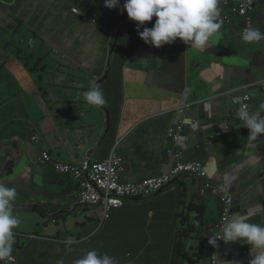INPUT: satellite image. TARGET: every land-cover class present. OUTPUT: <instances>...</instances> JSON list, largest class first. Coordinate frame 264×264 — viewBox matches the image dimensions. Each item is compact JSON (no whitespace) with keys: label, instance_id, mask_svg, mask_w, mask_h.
Segmentation results:
<instances>
[{"label":"crops","instance_id":"crops-1","mask_svg":"<svg viewBox=\"0 0 264 264\" xmlns=\"http://www.w3.org/2000/svg\"><path fill=\"white\" fill-rule=\"evenodd\" d=\"M55 0H0V18L2 22L0 25L6 26L7 30L0 32V53L4 55L7 60L15 59L24 64H18L14 73L16 79L13 80V74L4 73L6 71L7 61L0 70V83L1 79H5L8 82L12 94L17 104L10 109L9 112L5 110L4 102L0 104V153L4 151L15 150L24 153L27 157L28 164L25 163L19 168L18 162L14 160L13 171L14 176L11 179L4 178V181L0 182L7 187H15L17 194L14 203L19 204L17 211L37 212L42 218V222H48V217L44 215L43 211L39 209L40 206H47L50 203L47 199L43 198L42 191L44 187H39L36 190L30 189L34 184L33 176L35 171L39 167L37 165L38 151L40 148L38 144L33 141L34 138L41 136L47 141L48 147L55 149V154L65 160H72V155L75 154L78 149L84 143H89L91 149L88 152L92 153L96 151L95 161L100 162L106 160L110 155V150L115 141L120 137L128 134L129 130L137 123L150 121L144 123L140 130L132 131V133L125 139V142L121 148V153L127 158L133 155L142 147H145V152L153 153L155 151L162 152L165 149L173 148L169 141L167 131L170 124L177 120L176 116L172 113L174 106L169 102L171 94L169 92L156 89L147 84L148 72L161 68V71H156L154 75L160 83L164 85L171 84L175 80L178 67L185 56L187 60L193 62L192 71L199 73L198 69H203V78L201 86L203 91L210 96L207 106L210 107L211 113L209 118H193L189 119L186 134L189 136L190 141L183 143V149L187 152L190 159L201 160L208 163L211 171H213L216 177L221 182V188L229 190L237 187H242L245 190L247 184L244 185L245 175L254 169H259L264 163V135H259L257 140L249 141L246 138V134L238 127L237 134L232 137L231 143L228 149H235L231 153H226L222 159L224 168L221 167L220 162L213 159V156H209L207 145L205 141V133L210 130L211 134H215L220 130V121L225 119V124L222 125V129L226 127L227 122H233L235 114L232 116H217L216 111V99L220 96L221 92L216 89V77L221 76L231 82L233 91L235 92V98L239 102H243V98L248 92L245 91V80L241 78V69L239 66L242 62L252 63L254 65H264V40L259 42H246L243 39V30L246 27L245 17H235L234 24L227 25L211 39L207 48L203 52H196L188 45L184 44L180 40H177L171 45H164L159 49H162L156 54L155 50H148L145 47H140L137 51L127 52L126 58V72L124 82L126 83L124 93V108H123V126L118 130L115 135L111 136V132L108 134V127H104V116L101 112H98L95 116V124L86 126L87 121L90 120L89 116L85 117L82 108H78L75 112L71 113L65 122L61 123L56 121L54 113L61 109L68 101L78 103V94L80 86L84 84V81L76 76V80L72 81L71 85L66 88L62 82L56 85L48 78V73L56 65V59L54 54L61 56L62 59L68 60L69 54H65V49L74 43H77L84 35L91 33H100L106 40L107 45L111 47L114 39L112 30H117L118 34L125 37L126 40L132 39L134 36H138L137 26L131 27L127 24L120 23L121 28H116L118 23H114V27L108 24H101L105 21V16L108 11L114 13L117 20L120 17V11H112V9L106 8L105 0H59L60 3L56 4ZM124 0H120V5H123ZM220 15L234 10L235 5H232L230 9L223 7L222 0H219ZM50 8H54L59 17H47L46 11ZM75 8L80 9V15H75ZM18 9V20L12 19L15 10ZM264 0H262L258 6L257 11L252 13L254 29H261L264 31ZM58 21L57 30H62L64 27L73 26L74 29L67 31L64 35L63 43L60 44L61 37L52 29L49 23H55ZM129 20H126V23ZM97 22V23H96ZM155 22V17L151 22L146 23L143 27L151 28ZM96 23L95 25H93ZM123 25V26H122ZM143 27L139 31H143ZM105 28L109 33L105 31ZM131 30L137 31V34L131 33ZM73 39V40H72ZM72 51V50H71ZM54 53V54H53ZM185 54V55H181ZM97 49L87 48L85 54L77 56L74 54L72 63L75 60L78 63L70 65L67 68L65 65H59L57 73L59 80L62 79V73L64 69L79 68L82 65L81 62L85 61L87 57L94 61L93 68H86L92 72L91 76L95 79H101L107 75L105 64L102 61L96 59ZM137 58V59H136ZM136 59V60H135ZM135 60V61H134ZM157 61V63H155ZM231 64V65H230ZM168 66V68H167ZM164 72V73H162ZM73 74V73H72ZM134 75V81H130L128 76ZM151 76L153 73H151ZM92 79V77H91ZM13 80L12 83L9 81ZM94 80V79H93ZM86 85V84H85ZM84 86V85H83ZM142 90L144 91L142 95ZM54 91H61L57 98L52 97ZM151 92L154 97L149 98L145 93ZM251 94V93H250ZM1 97H5V93L0 94ZM253 97L252 110L253 112L259 110V106L264 103V95L257 99L256 94H251ZM23 105L29 109L31 105L37 108L36 114L41 116V127L38 131L31 133V128L24 119V111L18 110L16 113H11L17 105ZM28 112V111H27ZM44 112V114H43ZM264 112V110H262ZM21 113L19 120V129L15 131V118ZM164 120V124H162ZM57 122V123H56ZM190 122V123H189ZM194 122V123H191ZM197 123V124H195ZM215 125V126H213ZM174 126V124L172 125ZM196 129H200L196 132ZM147 134H150L149 140ZM128 132V133H126ZM198 137L203 136V142ZM243 138L241 140L240 137ZM78 137V138H77ZM248 137V136H247ZM77 138V139H75ZM246 138V140H245ZM74 139V140H72ZM211 136L208 135L209 141ZM143 140V141H142ZM131 141V144H129ZM203 144V149L199 148V145ZM61 149V150H59ZM63 149V150H62ZM130 153V156H129ZM165 152L161 153L164 154ZM237 153H244V156L236 162L227 163L231 161ZM34 155H36L34 160ZM160 171L156 173H150L142 169L141 173L129 169V172L125 176L127 181H143L153 175H162L170 172L174 165H169L163 160V157L157 158ZM4 166V164L2 165ZM219 170V174H217ZM41 177H49L52 174L51 171H41ZM248 179V176H247ZM1 180V179H0ZM40 182L37 179V183ZM14 183L12 185H8ZM26 188L20 195V190ZM195 192H192V195ZM235 194L233 195V197ZM164 198V197H163ZM163 198L156 200L158 206L161 204ZM169 198L163 200L162 208L159 211H164ZM20 204H24L21 206ZM257 211L252 216V219L256 223L261 222V214L264 213V196L256 205ZM143 213L137 215V210L133 208H127L125 210H119L114 212L112 221L106 226L102 235L94 241H87L90 233L81 242L72 243V249L68 248L67 242H64L67 249L63 248V244L54 237H48L46 235H38L41 230V226H37L34 229L35 234L27 236L16 235L15 241L16 249L22 254L23 249L20 248V242L23 244L28 243L26 252H28L25 260L19 261L17 253H13L12 259H5L0 261V264H29L33 255L34 263H45L46 255L44 249L51 247V258L53 264H57L59 260L60 252L56 249L58 246L62 248L63 256L67 258V261L72 264L76 259L85 255L89 250H97L99 253H107L109 255L118 257L121 263L135 264L137 258L134 256L130 249L127 239L133 232L151 227L154 224H147L141 221L138 217ZM163 218V217H162ZM155 223H166L164 219H160ZM131 225V226H129ZM165 230L158 226L157 230ZM173 230L172 228H167ZM115 235L124 237V240L120 242ZM143 241V240H142ZM38 248H40L38 250ZM208 249L203 248V255ZM173 258V252L165 248H156L152 251L151 264H170ZM251 259L250 254L247 257H240L239 264H249ZM138 260L143 262V259ZM225 264V262H224Z\"/></svg>","mask_w":264,"mask_h":264},{"label":"trees","instance_id":"trees-1","mask_svg":"<svg viewBox=\"0 0 264 264\" xmlns=\"http://www.w3.org/2000/svg\"><path fill=\"white\" fill-rule=\"evenodd\" d=\"M50 2H54L56 4L60 3L59 0ZM120 10V17L115 22L118 23L116 27L121 28V22L123 25L127 24V26H137L135 22L129 20L126 11L123 10L122 4L119 7L112 9V11ZM17 12L18 9L15 10L14 15L12 14V19L18 20ZM45 14L47 17H59V14L54 8L48 9ZM126 20L129 21L126 23ZM108 23L114 24L111 21L103 22V24ZM57 24L58 21H55V23H49L48 25L52 26V29L59 34V37L62 38L60 41V44H62L64 35L67 31L74 29V27L67 26L58 31L56 26ZM0 30H7V28L6 26L0 27ZM117 35L114 36L111 44L112 57L106 67V73L109 75L108 80L104 85H99L101 79L104 77L99 80L91 76L92 79H94L93 83H96L103 91L106 106L89 105L84 100L82 95L83 92L87 91L93 84L84 81V84L80 86L78 94L79 102L73 103L68 101L64 104L61 109H58L54 113L56 121L63 123L66 121L70 113L75 112L78 108H82L85 117L89 116L90 118V120L87 121L86 126L94 125L96 121V114L101 112L104 116V127H108L107 133L109 134L111 132V136L115 135L118 130V126L120 131V128L123 126L124 93L126 88V83L123 78L126 72L125 54L127 52L137 51L141 46H144L148 50L152 51L153 46L145 44L139 36L126 40L125 37L119 35L120 41L117 49L114 50L113 48L116 44ZM141 42L143 44H140ZM69 50H71V48H69ZM66 54H69L70 57L67 60L68 63L64 64L67 67L73 64L72 58H74V54L72 52H66ZM57 70L58 65L56 64L54 68L49 71L48 78L56 85H58L59 82H62L66 88H68L72 81L76 80V76H78L76 73L72 74L68 69H64L62 79L60 81ZM107 75H105V77ZM128 79L130 81H134V75L131 74L128 76ZM60 93L61 91H54L52 93V97L57 98ZM143 93L144 91L142 90V95ZM145 95L149 96V98L154 97L151 92H149V94L145 93ZM20 109L23 110V105L21 104L17 105L11 113H16ZM24 109L26 111L23 110V117L26 122L30 123L31 133L38 131L41 127L42 119L40 115L36 114L37 108L34 105H31L29 109L26 106ZM191 109L193 110L194 107ZM214 110L216 111V114H224L227 110V106L219 104L216 108H214ZM1 111L2 110H0V113ZM251 111L253 110L251 109ZM172 113L177 118V110L174 109ZM192 114H195V112ZM19 116H21V113L15 118V122L17 121V123H19V120L21 119ZM209 117L210 115L205 116V118ZM147 122L150 121L147 120L144 123ZM183 122L188 124V122L177 118L176 121L174 120L170 124V127L167 130L169 132V141L173 146L171 149H165L162 152L155 151L150 153L145 152V147H142L137 150V152L133 153L132 156L129 155L130 158L122 155L121 148L125 139L132 133V131L140 130L141 126L144 124L143 123L133 126L128 131L129 133L126 132L128 134L120 136L111 147L109 157L100 162L95 161L94 156L96 151L92 150L93 155L88 152V150L91 149L88 142L82 144L78 151L72 155V160H65L55 154V149L48 147L47 141L44 137H36V143L40 148L38 151V156H40L38 159L40 170L52 172L49 177H46L49 180L45 183V185L48 187H56L57 185H55L51 180L55 177L61 179V185L57 187L65 190L70 189L71 192L76 194L72 201L75 202L78 207L80 206L84 209L86 217L90 218L92 224H95L98 212H103L104 214L103 222L101 223L99 230L95 231V229H92L87 241H94L102 235L106 226L112 221L114 212L131 207L134 210H137V215L143 213L142 216L138 217L141 221H144L147 224H154L151 227L139 230L136 236L127 239V243L134 256L137 259H143L142 264H151L152 251L156 248H165L170 252H173V258L170 264L203 263L205 260L203 247H207L208 237L210 234L216 232H218L214 235L216 239L223 236V225L225 221L231 217L233 211L231 209V205L225 201L226 196H223L221 199L205 198V192L197 185L198 178L196 177H198V173L196 172L204 161L190 159L185 149H183V143L190 141L189 136L186 134L187 126L184 125ZM162 124H164V120H162ZM173 124L174 126H172ZM195 131L199 132L200 129H196ZM205 131H208L205 133L204 137L209 156H213L214 153H224L226 156L228 155L226 154L227 152L231 153L235 151V149H228L224 144V142L228 139L229 133L221 132V135L216 137V134H211L209 132L210 130ZM142 132L147 135V139H144V141L149 140L150 134H147L145 131ZM173 135H178V139H173ZM208 135L211 136L209 141L207 140ZM197 138L203 142V136H197ZM199 148L203 149V144L199 145ZM163 152L165 153L161 154ZM46 153L49 154L50 161H45L43 159V156ZM243 156L244 153H237L236 156L227 163L239 161ZM159 157H163V160L169 165H174L173 171L162 175H153L140 182L125 180V176L131 168L137 173H141L142 169L150 173L159 172L161 169L157 160ZM99 166L107 168V172L100 174L96 169V167ZM161 179L168 180L170 185L167 188L162 189L161 187H153L150 184L151 182H159ZM100 181H102L103 184H100ZM65 184H67L66 187H64ZM193 191L195 193L192 195ZM96 195L99 196L98 203L89 204L86 202L88 198H93ZM160 198H163V200L169 198V201L164 208L165 210L161 212L159 209L162 208L163 200L159 206L156 202V200ZM211 200H214L221 205V213L219 218L216 220H214L215 210L214 206L210 204ZM91 209H94V213H92L93 217L89 214ZM160 219H164L166 223H155ZM59 221L63 222V219L59 218L58 222ZM199 221L201 222V225L197 226L196 223ZM158 226L166 229L157 230ZM167 228H172L173 230H168ZM114 238L120 242L124 240V237L119 235H115ZM56 239L64 245V249H67L64 242L68 241V248L72 249V245L74 243L77 244L85 238L78 239L77 241H69L68 239L64 240L59 238ZM56 249L60 252L59 260L62 258L64 260V264H70V262L67 261V258L63 256L62 248L58 246ZM115 258L117 259L118 264H125L121 263L118 257ZM72 264H74V262ZM209 264H211V262H209Z\"/></svg>","mask_w":264,"mask_h":264},{"label":"clouds","instance_id":"clouds-1","mask_svg":"<svg viewBox=\"0 0 264 264\" xmlns=\"http://www.w3.org/2000/svg\"><path fill=\"white\" fill-rule=\"evenodd\" d=\"M225 1L226 0H222L223 7L230 9L231 6H227ZM218 5L219 0H124L123 10L126 11L129 20L137 24L139 38L143 40L145 44L153 46L156 54L162 50L159 49L160 47L171 45L177 40L188 45L196 52H203L206 50L211 39L221 30V28L227 26L222 27L219 23L220 17L227 13L230 14L233 20L235 17H244L239 13L236 14L234 10L220 15ZM104 6L108 9L117 8L120 6V0H105ZM72 13L75 15L81 14L76 12ZM153 17H155V22L152 27H143L146 23L151 22ZM104 19L105 21H111L113 23L117 21V17H115L114 13L110 11H108V14ZM251 20L253 21V18H251ZM247 21L248 20L246 19V27L242 32L244 36L243 39L246 42H259L264 40V31L261 29H254V21L252 22L251 27H249ZM103 22L104 21H102L101 24H103ZM111 27H114V24H112ZM131 27L135 26L133 25ZM141 27H143V31H139ZM131 33L137 34V31L131 30ZM117 37H119V35H117ZM192 65L193 62H190L184 56L182 62L179 64L175 80L168 85L160 83L157 76L154 75L156 71H161V68L149 71L148 77L146 76L149 86L171 94L169 102L172 103L174 109L177 110V118L186 122L189 119L200 118L201 116L205 117L211 113L210 107L207 106L210 102V96L203 91L201 84L199 85L198 82L193 79L192 75L195 72L192 71ZM150 72L153 73L151 79L149 78L151 76ZM191 80L193 81L191 82ZM222 80L224 81L225 87L221 91L220 96L216 99V106H218L222 100L228 101L230 105L227 106V110L224 114L216 115L227 117L235 114V118L233 122H227L226 127L223 130L220 129L216 131V137L219 132L230 133L232 131V137H234L237 134L236 129L240 127L241 131L246 134V138L249 141L257 140L259 135H264V112H262V110H264V103L259 106V110L255 112L251 111L253 97L251 95L252 93L250 94L248 87L245 86V91L248 92V94L244 96L243 102H239L237 98H235L236 96L232 86H230L231 82L224 77ZM185 85L194 90L190 104L178 96L172 97V92H176L177 88L182 89V86ZM176 94L181 95L177 92ZM82 95L89 105L106 106L104 93L96 83H93L87 91L83 92ZM192 107H194L193 110L191 109ZM194 112L195 114H192ZM140 124H142V122H139L134 126ZM242 138L243 136L240 137L239 140ZM33 141L36 142V138H34ZM227 141L228 139L224 144L228 148L231 141L229 144ZM2 154H9L10 160L8 159L6 161L4 159L5 156L3 155L2 160L0 161V182L4 181L7 170L12 172L14 176V160L18 162L19 168L25 165V163L28 164L25 154L18 152L17 150H15V153L6 150ZM213 157V159L217 162L219 161L221 167L224 168L222 159L225 157V154L214 153ZM3 164L4 166H2ZM171 171H173V169ZM39 172L41 174V170H39ZM196 173H198V177H196L198 178L197 185L205 192V198L221 199L223 196L229 197L227 192H224L225 190L221 188L220 180L216 177L215 173L210 170L208 163L203 162ZM217 174H219V170ZM200 175H202V179L200 178ZM154 183V187H161L162 189H165L170 185L169 181L166 179H161L159 182ZM12 184L14 183L8 185ZM216 190L222 191L214 195ZM16 196L17 190L15 187H7L5 184L0 183V261L13 258L16 236L14 229H16L21 223L20 218L13 214V202L15 201ZM228 203L231 205L233 211L234 205L230 202ZM222 230L224 232L223 236L218 239L214 236H209L207 239L208 243L205 249L210 251L211 264H214L215 259H218L219 264H222V262H220L222 257V245H230L231 243L228 242L241 240L248 245L249 254L251 256L249 264H264V224L250 223L248 222L247 217L242 215H236L233 217L231 215V217L225 221ZM225 239L227 243L225 242ZM231 253H233V251ZM57 264H64V260L61 258L57 261ZM74 264H118V261L114 256L107 253H99L97 250H89L84 256L76 259Z\"/></svg>","mask_w":264,"mask_h":264},{"label":"rangeland","instance_id":"rangeland-1","mask_svg":"<svg viewBox=\"0 0 264 264\" xmlns=\"http://www.w3.org/2000/svg\"><path fill=\"white\" fill-rule=\"evenodd\" d=\"M75 12L76 13H80V9L79 8H75ZM2 22L1 18H0V23ZM95 25V23L93 24ZM109 26H112V23H108ZM0 27H4L2 25H0ZM2 30H0L1 32ZM7 31L9 32L10 30L7 29ZM105 31L107 33L108 30L105 28ZM112 35H116L118 34L117 30H112L111 31ZM140 44H143L142 42ZM66 48H71V50L69 49H65V54L66 52H72L73 54L80 56L82 54H85L87 48H92V49H97V55H96V59L99 61H102L105 66H108L109 61L111 60V47H109V45H107L105 38L103 37L102 34L100 33H91V34H87L84 35L77 43H74L70 46H67ZM154 50V49H152ZM54 54V53H53ZM54 58L56 59V64L58 65H64L67 64L68 61L62 59L61 56H58L56 54H54ZM86 60L81 62L82 65H79V68L75 69V68H70V72L71 73H76L81 80L83 81H87L88 83H93V79H91V72L88 71L86 68H93L94 65V61L87 57L85 58ZM7 61V65L6 67V71L4 72L6 73H10L13 74V80L16 79V75L14 73V70L16 69L17 65L20 64H24L20 61H17L15 59L12 60H7L4 55L2 53H0V70L1 67L4 66V64ZM58 62V63H57ZM74 63H78L77 60L74 61ZM73 63V65H74ZM67 68H69V66H67ZM197 71H199V73H194L192 75V77L198 82V84L200 85L202 83V78H203V69H198ZM93 72H94V68H93ZM13 80L9 81L10 83L13 82ZM216 89L218 92H221L224 89V81L221 79V77H216ZM183 89V93L181 95H177L176 92H172V97L178 96L179 98L185 100L186 102H188L189 104L191 103V100L193 98V93L194 90L188 86H182ZM12 90L10 89L8 82L5 81V79H1V83H0V94H4L3 96L5 97H1L2 95H0V104L7 102L5 104V110L7 112L10 111V109L12 107H14L17 102L12 94ZM71 114V113H70ZM69 114V115H70ZM225 119H221L220 121V129H222V125L225 124ZM28 123V122H27ZM28 125L30 126V123H28ZM19 129V123H17V121L15 122V131H18ZM218 135L220 136L221 133L219 132ZM233 136V132L229 133L228 136V144L230 143L231 139ZM178 135H173V139H178ZM131 144V141L130 143ZM130 155V153H129ZM38 156V155H37ZM36 155H34V160H35ZM177 158V157H175ZM39 176V177H37ZM5 178L11 179L13 178V173L12 172H6L5 173ZM41 178V174L38 171V169L35 171V174L33 176L34 180V184L31 185L30 189L32 190H36L38 188L39 183H37V179ZM200 178L202 179V175H200ZM67 184H65L64 187H66ZM242 187H237V188H233V189H229V190H225L224 192H227V194L229 195L228 201L231 204H235L236 202L241 201V199H243L245 197V195L249 194V190L245 189H241ZM26 188H23L22 190H20V195H22V192L25 191ZM50 188L46 187L44 188V191H42L43 194V198L47 199L50 203H48L47 206H40L39 209L43 211L44 215H46L48 217V222H42V218L40 216L39 213L37 212H28V211H17V206L19 204L14 203L13 204V214L18 216L21 220L20 225L14 229L16 235H30V234H35L34 233V229L37 228V226H41V230H37L40 231L38 233V235H46L48 237H54V238H59V239H68L69 241H77L78 239H83L85 238L92 229H95V231H98L100 228L101 223L103 222V218H104V214L103 212H98L97 213V219L95 220V224H92L90 221L89 217H86L85 215V211L84 209H82L80 206L78 207L77 204L75 202H73L72 200L75 198V193L74 192H70L66 195H62L59 196L55 199H52L50 197L55 196L56 192H48V194H46V191H48ZM222 190H216V192L214 193V195L220 193ZM235 194V196L233 197V195ZM49 197H48V196ZM19 196V193L17 194L16 197ZM210 204L214 206V220L219 218V215L221 213V205L220 203L211 200ZM21 206H24V204H20ZM57 213V214H55ZM94 213V209H91L89 214L90 216L93 217ZM63 216V217H62ZM112 216V214H111ZM62 218V221L58 222V219ZM197 226L201 225V222L199 221L198 223H196ZM80 227V228H79ZM100 233V232H99ZM138 233V231L133 232L132 234L129 235V238H132L134 236H136ZM218 233V232H216ZM216 233L210 234L211 236H214ZM16 243L17 241H15V245H14V251L13 253H17L19 261L22 262L23 260H25L28 252H26L27 247L29 246L28 243L23 244V241L20 242V248L23 249L22 254L16 249ZM40 248H38L39 250ZM51 247H46L44 249L45 255H46V262L45 263H34L33 259L35 258V255H33V259L29 264H53V260L51 258ZM205 260L203 261V263L201 264H209L210 262V258H211V254L210 251L208 250L207 252H205L204 254ZM135 264H141L140 260H136Z\"/></svg>","mask_w":264,"mask_h":264},{"label":"water","instance_id":"water-1","mask_svg":"<svg viewBox=\"0 0 264 264\" xmlns=\"http://www.w3.org/2000/svg\"><path fill=\"white\" fill-rule=\"evenodd\" d=\"M261 2V1H260ZM258 3V6L260 4ZM257 6V9H258ZM264 14V13H263ZM119 37L116 39V44L114 45V50L117 49L119 44ZM157 63V61H155ZM231 65V64H230ZM241 69L240 74L241 78L245 80V85L248 87V90L252 94H256L257 99L264 95V65H254L252 63L242 62L239 66ZM164 73V72H162ZM109 75L101 79L99 85H104L105 82L108 80ZM150 79L152 76L149 77ZM194 79V78H193ZM193 80H191L192 82ZM190 82V83H191ZM230 86L231 83H230ZM176 92L181 94L183 92L182 89L177 88ZM220 104H224L229 106L230 104L226 100H222ZM199 113V112H196ZM3 155L5 156L4 159L7 161L10 160L9 154H1L0 161L2 160ZM26 161V159H25ZM9 172V170H7ZM248 176V179H247ZM244 185L247 184V190H249V194L245 195L241 201L236 202L234 204V209L232 212V217L236 215H242L247 217L248 222L256 223L253 221L252 216L256 213V205L264 196V163L258 169H254L248 174L245 175L243 180ZM232 219V218H231ZM261 225L264 224V213L261 214ZM225 242L227 243L226 239ZM231 243L230 245H222L221 247V259L220 262L222 264H239L240 257H247L249 255V248L248 245L245 244L244 241H233L228 242ZM233 251V253H231ZM231 253V254H229Z\"/></svg>","mask_w":264,"mask_h":264},{"label":"built area","instance_id":"built-area-1","mask_svg":"<svg viewBox=\"0 0 264 264\" xmlns=\"http://www.w3.org/2000/svg\"><path fill=\"white\" fill-rule=\"evenodd\" d=\"M260 0H226L225 1V4L227 6H231L232 5H235V8H234V11L236 14H241L242 16H244L248 21H247V24L249 27H251L252 25V20L251 18L252 17V13L254 11L257 10V6H258V3H259ZM235 3V4H234ZM219 23L222 25V27L226 26V25H232L234 24V20L233 18L230 16L229 13L223 15L222 17L219 18ZM43 159L45 161H50V156L46 153L44 154L43 156ZM97 171L100 173V174H104L105 172H107V168H105L104 166H99V167H96ZM100 184H103L102 181H100ZM153 187L155 186V183L154 182H151L150 183ZM228 196L226 197L225 201L226 202H229L228 201ZM87 203L91 204V203H98L99 202V196L96 195L94 196L93 198H88L86 200ZM214 264H219V261L218 259H215V262Z\"/></svg>","mask_w":264,"mask_h":264},{"label":"flooded vegetation","instance_id":"flooded-vegetation-1","mask_svg":"<svg viewBox=\"0 0 264 264\" xmlns=\"http://www.w3.org/2000/svg\"><path fill=\"white\" fill-rule=\"evenodd\" d=\"M39 170H40V168H39ZM37 177H39V176H37ZM38 180L40 181V182H38V183H39V185H38L39 187H44V188L48 187V186L45 185V183H47V181L49 180L48 178H46V177H41L40 179L38 178ZM51 181H52L55 185L60 186L62 180L59 179V178H57V177H55V178H53ZM57 186H56V187H49L50 189H49L48 191H46V194H48V192H56L55 196L50 197L51 200H52V199H55V198H57V197H59V196L66 195V194H68V193L71 192L70 189L65 190V189L59 188V187H57ZM47 196H48V195H47ZM48 197H49V196H48Z\"/></svg>","mask_w":264,"mask_h":264}]
</instances>
